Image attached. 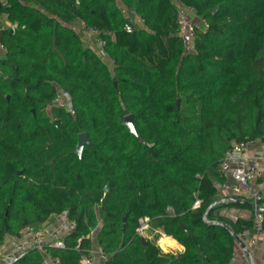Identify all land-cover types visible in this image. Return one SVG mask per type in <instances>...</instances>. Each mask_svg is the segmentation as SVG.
Returning <instances> with one entry per match:
<instances>
[{"label":"trees","instance_id":"16d2710c","mask_svg":"<svg viewBox=\"0 0 264 264\" xmlns=\"http://www.w3.org/2000/svg\"><path fill=\"white\" fill-rule=\"evenodd\" d=\"M176 3L204 25L191 43ZM121 6L143 26L126 32ZM0 15V248L53 216L74 223L64 249L12 264H81L95 247L102 264H230L232 233H252L253 219L222 217L247 206L217 201L215 182L233 145L264 138V0H4ZM82 132L91 146L78 157ZM154 230L183 252H162Z\"/></svg>","mask_w":264,"mask_h":264},{"label":"built area","instance_id":"2783aa9c","mask_svg":"<svg viewBox=\"0 0 264 264\" xmlns=\"http://www.w3.org/2000/svg\"><path fill=\"white\" fill-rule=\"evenodd\" d=\"M3 2L4 0H0V4ZM184 8L186 11L194 13V9L192 7ZM128 15L129 21L124 26V30L126 32L130 33L135 28L143 26V21L133 11H129ZM175 22L179 33L191 43L195 37V25L180 8H178ZM83 33L88 38L89 46L98 54L99 57L102 59L105 58L106 55L102 49L103 41L97 37V30L93 28H86ZM248 143L233 145L232 148L225 153L220 163V172L230 176V190L235 198H242L243 196L249 194L253 181L263 175V172L255 167L236 164L245 158L246 145ZM252 198V204L254 206L252 233H250V230L246 229L241 233V235H239V237L248 236L250 245L256 246L261 240L264 241V215L257 209L258 202L261 201V195L259 193H254L252 194ZM148 221L149 220L146 217L139 219V225L136 229V234L138 236H144L149 228ZM51 226L53 225H49L47 223L40 226V228L33 226L23 227L19 231L18 236L13 237V245L10 247H7L6 244L3 245V249L0 251V264H12L24 257L29 250H42L44 246L64 249V236L74 227V223L65 219L62 228H52ZM96 258L103 261L106 259V256L99 249H93L81 259V264H94ZM44 264H58V259L47 256Z\"/></svg>","mask_w":264,"mask_h":264},{"label":"crops","instance_id":"0c3cea01","mask_svg":"<svg viewBox=\"0 0 264 264\" xmlns=\"http://www.w3.org/2000/svg\"><path fill=\"white\" fill-rule=\"evenodd\" d=\"M176 5H177V9L180 8L186 13L187 17L189 18V20H191V22L194 25L199 26L201 21L199 20V18L196 17L194 13L186 11V9L179 3L178 4L176 3ZM121 9L123 10V12L126 13V15H128L129 11H127L123 6H121ZM3 19H5V17L3 15H0V26L5 27L6 24L3 25L4 23ZM75 26H76V30L84 35L83 24L77 22ZM3 54L4 51L0 46V58L3 56ZM236 164L242 166L255 167L259 169L261 172H263L262 177H258L253 181L249 194L240 198V201L252 204L253 203L252 194L259 193L261 195L260 208L264 209V143H262L260 140H253L249 142L246 145L245 158L243 160H240ZM223 175L225 177V180L222 182L219 180L216 181L215 186L217 188V201H222L226 203L229 202L228 200L230 198H233L234 196L232 195L230 190V185H231L230 176L227 174H223ZM220 215L228 220H235L237 218L253 219L254 210L253 208H249V207L246 208L228 207V208H223L220 211ZM65 219L66 217L64 215L53 216L42 225L51 223L53 226L54 225L63 226ZM154 234L157 235L156 245L162 252L172 253V254H178L183 252L184 248L172 237L167 236L160 230H154ZM144 238L146 239L149 238L148 233L144 234ZM239 238L245 244L247 252H243V250H241L236 244H234V252L230 264H264V241L261 240L256 246H251L249 243L248 236H240ZM12 239L13 237H7L5 244L7 241L11 242ZM2 249L3 246L0 248V251ZM94 264H102V261L99 258H96Z\"/></svg>","mask_w":264,"mask_h":264},{"label":"water","instance_id":"95a60500","mask_svg":"<svg viewBox=\"0 0 264 264\" xmlns=\"http://www.w3.org/2000/svg\"><path fill=\"white\" fill-rule=\"evenodd\" d=\"M122 126H125L128 128L129 132L131 134H134L136 135V132H135V129H134V125H133V116L131 114L129 115H126L125 117H123L122 119ZM262 143H264V138H262L260 140ZM85 146H91V142L89 141V138L87 136V134L85 132H82V133H79L78 136H77V143L75 145V148L73 150V153L75 155H77L78 157L81 156V153H82V150ZM22 172H18V175H21ZM108 188L107 186L104 188V191H107ZM229 202H234V203H241V204H244L246 205L247 207L249 208H253V204H250V203H247V202H242L240 200H237L236 198H230L228 200ZM259 212H262L263 210L261 208H257ZM126 218H127V214H124L123 217H122V223L124 224L125 221H126ZM204 219H206V214H204ZM184 229L186 230V228L184 227ZM232 236L234 238V242L235 244L241 249L243 250V252H247L246 251V246L245 244L242 242V240L239 238L238 235L236 234H233L232 233ZM140 243L142 245H145L146 244V239L143 238V237H140L139 239Z\"/></svg>","mask_w":264,"mask_h":264},{"label":"rangeland","instance_id":"374dc122","mask_svg":"<svg viewBox=\"0 0 264 264\" xmlns=\"http://www.w3.org/2000/svg\"><path fill=\"white\" fill-rule=\"evenodd\" d=\"M3 25H5V27H10V24L6 21V19H3ZM199 26L201 27V29H203L204 28V25L203 24H199ZM12 27V26H11ZM14 27V26H13ZM81 34V36H83V38H85V40H86V42H88V44H89V41H88V38L85 36V35H83L82 33H80ZM59 101V103H64V104H68V100H67V98H66V95H65V93L64 92H59V99H58ZM49 225L51 224V223H48ZM52 228H62V226H56V225H54V226H51ZM40 228V227H39ZM93 232H95V231H93ZM94 234V233H93ZM143 238H144V236H143ZM14 242V241H13ZM13 242L11 241V242H6V246L7 247H10L11 245H13ZM96 249H98L97 247H95Z\"/></svg>","mask_w":264,"mask_h":264}]
</instances>
